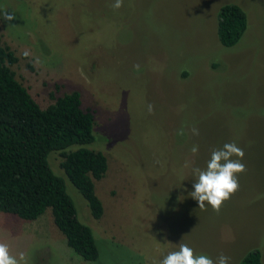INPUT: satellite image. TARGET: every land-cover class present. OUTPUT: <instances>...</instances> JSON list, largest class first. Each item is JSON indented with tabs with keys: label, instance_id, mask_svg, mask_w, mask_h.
Segmentation results:
<instances>
[{
	"label": "rangeland",
	"instance_id": "obj_1",
	"mask_svg": "<svg viewBox=\"0 0 264 264\" xmlns=\"http://www.w3.org/2000/svg\"><path fill=\"white\" fill-rule=\"evenodd\" d=\"M114 2L0 0L2 43L18 57L16 79L41 107L79 91L82 108L94 114L95 138L86 147L108 160L94 181L104 207L95 219L60 154H49L80 220L93 229L97 261L73 252L50 208L35 220L0 211V243L10 255L23 253L26 264H156L180 243L213 260L223 253L229 264L259 248L264 264V0H123L113 9ZM224 3L247 16L231 47L217 37ZM233 141L246 166L239 190L219 212L207 202L200 209L189 196L192 168H205L213 149Z\"/></svg>",
	"mask_w": 264,
	"mask_h": 264
},
{
	"label": "trees",
	"instance_id": "obj_2",
	"mask_svg": "<svg viewBox=\"0 0 264 264\" xmlns=\"http://www.w3.org/2000/svg\"><path fill=\"white\" fill-rule=\"evenodd\" d=\"M247 28V16L236 3L221 4L217 11V37L234 46ZM18 60L3 45L0 33V211L35 220L50 208L52 220L66 244L83 260L100 257L93 229L80 220L64 179L53 170L49 154L61 156L60 167L86 199L93 218L104 207L95 180L108 168L106 155L86 147L94 141V114L82 108L77 90L53 97L41 107L15 77L11 66ZM186 74V72H184ZM237 264H261L259 248L249 249Z\"/></svg>",
	"mask_w": 264,
	"mask_h": 264
},
{
	"label": "clouds",
	"instance_id": "obj_3",
	"mask_svg": "<svg viewBox=\"0 0 264 264\" xmlns=\"http://www.w3.org/2000/svg\"><path fill=\"white\" fill-rule=\"evenodd\" d=\"M122 6L123 0H115L111 5L113 9H119ZM3 19L11 21L14 17L5 13ZM23 55L28 56L30 53L25 51ZM133 70L139 72L140 65H133ZM148 110L151 112L153 106L148 105ZM191 132L193 135H199V130L195 127L191 129ZM184 134L182 126L178 135ZM198 150V145H193L191 153L196 155ZM243 158L244 150L233 141L225 143L222 148L213 149L205 168H192L195 181L189 196L198 202L200 209H205L207 202L213 211L219 212L223 202L239 190L238 174L246 171V166L242 162ZM188 166L186 162L185 167ZM229 260L230 258L223 253L215 260L204 254L194 255L192 248L185 243H180L178 251L169 252L156 264H229ZM0 264H26V259L23 253L19 255V258L10 255L8 246L0 243Z\"/></svg>",
	"mask_w": 264,
	"mask_h": 264
}]
</instances>
